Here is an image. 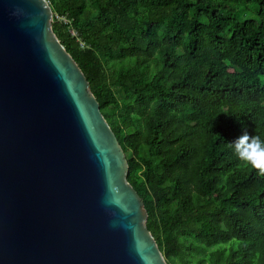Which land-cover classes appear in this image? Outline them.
<instances>
[{"label":"trees","instance_id":"trees-1","mask_svg":"<svg viewBox=\"0 0 264 264\" xmlns=\"http://www.w3.org/2000/svg\"><path fill=\"white\" fill-rule=\"evenodd\" d=\"M48 1L168 264H264V0Z\"/></svg>","mask_w":264,"mask_h":264},{"label":"water","instance_id":"water-1","mask_svg":"<svg viewBox=\"0 0 264 264\" xmlns=\"http://www.w3.org/2000/svg\"><path fill=\"white\" fill-rule=\"evenodd\" d=\"M48 0H0V264H168Z\"/></svg>","mask_w":264,"mask_h":264},{"label":"clouds","instance_id":"clouds-1","mask_svg":"<svg viewBox=\"0 0 264 264\" xmlns=\"http://www.w3.org/2000/svg\"><path fill=\"white\" fill-rule=\"evenodd\" d=\"M232 143L238 157L264 175V139L245 132Z\"/></svg>","mask_w":264,"mask_h":264},{"label":"built area","instance_id":"built-area-1","mask_svg":"<svg viewBox=\"0 0 264 264\" xmlns=\"http://www.w3.org/2000/svg\"><path fill=\"white\" fill-rule=\"evenodd\" d=\"M73 34H74V35H76V32H75V31H73Z\"/></svg>","mask_w":264,"mask_h":264},{"label":"rangeland","instance_id":"rangeland-1","mask_svg":"<svg viewBox=\"0 0 264 264\" xmlns=\"http://www.w3.org/2000/svg\"><path fill=\"white\" fill-rule=\"evenodd\" d=\"M246 17V14L243 15V18Z\"/></svg>","mask_w":264,"mask_h":264}]
</instances>
